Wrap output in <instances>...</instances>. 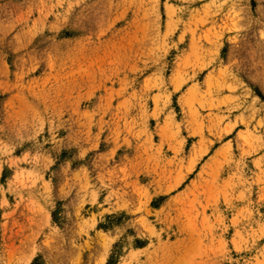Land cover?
<instances>
[{"label": "rangeland", "instance_id": "obj_1", "mask_svg": "<svg viewBox=\"0 0 264 264\" xmlns=\"http://www.w3.org/2000/svg\"><path fill=\"white\" fill-rule=\"evenodd\" d=\"M0 264H264V0H0Z\"/></svg>", "mask_w": 264, "mask_h": 264}]
</instances>
